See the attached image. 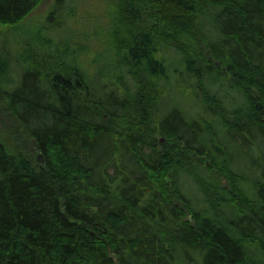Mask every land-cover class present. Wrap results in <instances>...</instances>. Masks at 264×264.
<instances>
[{
  "label": "trees",
  "instance_id": "trees-1",
  "mask_svg": "<svg viewBox=\"0 0 264 264\" xmlns=\"http://www.w3.org/2000/svg\"><path fill=\"white\" fill-rule=\"evenodd\" d=\"M41 1L0 0V264H264V0H53L17 40Z\"/></svg>",
  "mask_w": 264,
  "mask_h": 264
},
{
  "label": "rangeland",
  "instance_id": "rangeland-1",
  "mask_svg": "<svg viewBox=\"0 0 264 264\" xmlns=\"http://www.w3.org/2000/svg\"><path fill=\"white\" fill-rule=\"evenodd\" d=\"M52 2L53 0H42L40 2L39 6L35 9L31 16L20 27H18V32L16 33L17 36H15L17 40H29V36L37 32L38 28L43 24L45 14ZM81 4V10L76 14L75 23L86 22L89 27L95 25V22H97L103 15V8L105 5L104 0H83ZM81 16L83 19H81ZM96 27L98 28L97 25ZM52 50L51 46H47L45 53L53 55L55 51ZM23 135L24 134L19 129L17 123L11 120L8 115L3 113V103L0 102V140H2V142H4L8 147L10 154L18 155V153L24 149V145L27 140L23 137ZM40 154L41 153L36 154V159H38Z\"/></svg>",
  "mask_w": 264,
  "mask_h": 264
},
{
  "label": "water",
  "instance_id": "water-1",
  "mask_svg": "<svg viewBox=\"0 0 264 264\" xmlns=\"http://www.w3.org/2000/svg\"><path fill=\"white\" fill-rule=\"evenodd\" d=\"M38 161L43 163V157H42V154H40V156L38 157Z\"/></svg>",
  "mask_w": 264,
  "mask_h": 264
}]
</instances>
